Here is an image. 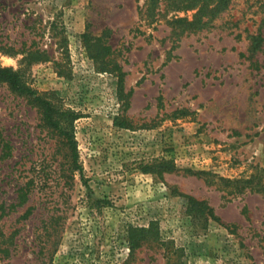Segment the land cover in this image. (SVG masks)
<instances>
[{"label":"rangeland","instance_id":"obj_1","mask_svg":"<svg viewBox=\"0 0 264 264\" xmlns=\"http://www.w3.org/2000/svg\"><path fill=\"white\" fill-rule=\"evenodd\" d=\"M0 61L81 166L0 81V264H264V0H0Z\"/></svg>","mask_w":264,"mask_h":264},{"label":"trees","instance_id":"obj_2","mask_svg":"<svg viewBox=\"0 0 264 264\" xmlns=\"http://www.w3.org/2000/svg\"><path fill=\"white\" fill-rule=\"evenodd\" d=\"M0 81L6 82L12 90L30 97L42 109L46 121L68 140L72 149L75 168H81L78 164L79 153L74 132V121L79 117V114L56 105L51 99L38 92L28 83L21 68L15 69L12 66L3 65L0 61ZM192 209L196 214L202 211L198 203H194ZM157 239L158 235L154 227L129 229L128 240L131 251H135L147 241H156Z\"/></svg>","mask_w":264,"mask_h":264}]
</instances>
